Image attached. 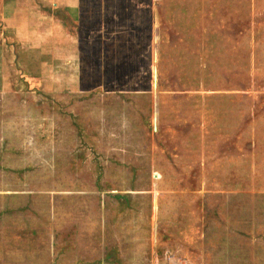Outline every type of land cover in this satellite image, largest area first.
I'll return each instance as SVG.
<instances>
[{
    "label": "rangeland",
    "instance_id": "374dc122",
    "mask_svg": "<svg viewBox=\"0 0 264 264\" xmlns=\"http://www.w3.org/2000/svg\"><path fill=\"white\" fill-rule=\"evenodd\" d=\"M55 1L0 0V264H81L87 252L76 233L82 228L71 222L77 218L76 201L67 197L71 193L88 195L84 199L93 207L87 226L93 232L102 226L99 209L112 225L117 214L131 211L117 216L123 238L130 233L131 245L140 250L152 229L155 241L167 245L161 254L168 259L160 264H264V0H222L210 10L207 32L212 39L226 35L227 40L212 50L222 57L217 55L218 64L216 57L211 60L209 67L216 71L209 83L191 79L190 87L186 83L184 89L146 94L100 88L96 77L47 65ZM67 16L66 8L58 12L63 22ZM228 51L231 58L225 59ZM128 74L132 88L150 87L147 72ZM202 97H211L203 106L206 112L216 102L222 106L217 99L231 97L230 115L238 122L234 136L247 128L249 146L235 142L233 151L224 149L216 129L208 137H218L211 139L213 146L233 164L228 172L234 179L227 184L198 182L201 170L206 171L196 166L202 149L198 134L203 128L210 131L216 121L201 124L198 114L186 110L200 112ZM162 144L169 155L181 158L182 168L172 170L182 181L158 182L166 168H152L149 205L144 198L149 196L138 197L134 189H148L151 152L158 153ZM247 155L250 163L244 167ZM118 160L136 178L135 185L117 179L121 174L111 168ZM187 177L192 181L184 183ZM117 191L126 196H111ZM210 227L219 235L225 230L222 237L233 242L231 251L224 245L220 249L229 263L219 256ZM141 255L135 254L130 264L135 258L140 264Z\"/></svg>",
    "mask_w": 264,
    "mask_h": 264
},
{
    "label": "crops",
    "instance_id": "0c3cea01",
    "mask_svg": "<svg viewBox=\"0 0 264 264\" xmlns=\"http://www.w3.org/2000/svg\"><path fill=\"white\" fill-rule=\"evenodd\" d=\"M221 1L56 0L54 2L56 9L52 8L50 11V44L47 55L49 59L45 61L53 70L61 67V70L70 73L79 72L85 78L88 75L91 79L96 77L97 86L100 88H104L107 85L141 94L155 92V90L159 93L158 89L161 88L172 89L179 87L184 89L186 83H189V87L191 86V83H193L191 79L192 81L201 79L209 83V79L214 76L213 72L216 71L214 68L209 67V64L215 57L217 58L215 64H218L217 55L222 57V54H215L212 50L220 49V46L217 45L227 40L225 35L223 39L219 37L220 40L217 41L216 38L212 39L214 35L211 32H207L208 22L211 20L210 15L213 10H217ZM63 8L67 9L66 22H63L64 19L61 20L58 17V12L62 13ZM262 19L264 22V16H262ZM63 27L64 32L62 31ZM211 43H213L212 46H210ZM227 58H231L229 51L228 53L225 52V59ZM146 72L151 78L148 84L150 87L148 89L132 88L134 79H131V75L128 73ZM187 73H189L188 77ZM195 87L198 88L197 85ZM158 93L157 96H159ZM210 98L202 97L200 112L185 109L187 114H198L199 117L195 119H200L201 124L206 125L216 121L210 126L212 127L210 131L207 132V129L203 128V131L198 134L199 138H201L202 149L200 150L201 155L196 157V161H199L200 164L196 166L206 169V171L201 170V175L199 174L201 177L198 182L205 185L227 184L234 179L232 178V173L228 172V170L233 168V164L228 165L226 154H218L219 148H216L217 144H215V147L213 146L211 139L214 140L218 137H208H211V133L216 129V133L223 140L224 149L233 151L235 142L242 146H249L248 139H244L247 128L245 131L244 128L240 129L239 131L241 132L237 133L238 136H234L236 131L234 125L238 122L232 120L233 115H230L233 100H231V97L219 98L217 99L218 101H223L220 102L222 106H218V102H216L217 106L212 109L209 108V111L206 112L204 104H207ZM168 104H171V102L168 101ZM225 104L230 105L224 106ZM165 145L162 144L160 146L158 153L153 150V153L151 152L150 164L147 167L149 174H147L148 178L146 179V188L148 189L139 190L136 186L134 189V191L137 190L135 193L138 197L149 196L144 197L145 200H148L149 205H152L153 199L152 184L154 179L151 176L153 173L152 168H156V166L166 168L165 171H160V177L156 179L159 180L158 182H168L173 185L182 181L179 173L177 175L172 170L175 167L182 168L181 158L169 155V148L164 147ZM215 148V154L212 155ZM248 160L249 156L247 155V162L243 164L244 167L249 166L250 161ZM113 163L117 165L116 167L113 165L114 167L111 169L113 171L116 169L121 174L117 175V179L129 180L134 185L137 183L136 178L133 179L132 174L127 173L128 169L123 165V161L118 160ZM137 163L142 167L141 163L138 161ZM183 166H185L184 163ZM220 168H223V170H219ZM120 180L115 182L119 183ZM191 181V177H187L184 183ZM207 189L219 190L216 187ZM206 192L218 195L213 190ZM175 193L177 192L172 191L170 195L174 196ZM76 194L78 196H75ZM76 194L71 193L67 197L76 201L73 204L74 206L76 205L77 210L73 209V211H75L77 218L71 217V222L72 224H78L82 228L76 229L79 242L81 243L80 248H85L87 252L83 253L81 264H119L120 260H128L130 264L129 259L139 253L142 254L141 259L144 258L140 264H160L163 260L166 261V258L168 259L165 252L161 254V248H166L167 245L159 242L160 240L155 241L152 229L149 230V233L147 230V238L144 240V246L140 250L135 249L131 245L133 238L130 233H128L126 238H123V230L120 227L123 222L121 223V219H119L121 217L117 216L122 215L124 217L125 213L131 211L117 214L115 225H112L110 222L103 221L105 214H102L99 209L102 226H99L95 232L91 231L87 226V221L89 209L93 205L86 200L88 199L87 194ZM111 196L121 199L120 197H124L126 194L123 191H117ZM192 209V207L189 208L190 211ZM140 226L144 225L140 224ZM73 231L74 229H71L72 234ZM212 231L213 229L210 227V232ZM222 234L227 235L226 231L223 230L220 235L212 232L211 237L215 241L214 246L217 248L219 256L225 263H229L223 258L226 250L223 253L220 249H223L224 245L228 252L231 251L230 247H232L233 242L223 238ZM114 237H116L115 242L112 239ZM214 237H220L223 243L218 242ZM168 239V237H164V240ZM126 241L127 244L125 243ZM116 247H118V251L114 250ZM113 251L115 252L114 260L109 258ZM164 255L163 259L162 256ZM118 257L121 259L119 260ZM136 258L139 259V256L137 255ZM136 258L133 259V261L135 260L133 264H139ZM183 263L198 264L199 262L192 260V262Z\"/></svg>",
    "mask_w": 264,
    "mask_h": 264
},
{
    "label": "built area",
    "instance_id": "2783aa9c",
    "mask_svg": "<svg viewBox=\"0 0 264 264\" xmlns=\"http://www.w3.org/2000/svg\"><path fill=\"white\" fill-rule=\"evenodd\" d=\"M156 168H159L158 170H162V167H156Z\"/></svg>",
    "mask_w": 264,
    "mask_h": 264
}]
</instances>
